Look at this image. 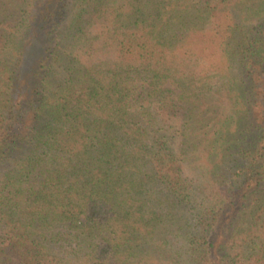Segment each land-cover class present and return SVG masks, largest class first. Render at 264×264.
<instances>
[{
    "label": "trees",
    "instance_id": "16d2710c",
    "mask_svg": "<svg viewBox=\"0 0 264 264\" xmlns=\"http://www.w3.org/2000/svg\"><path fill=\"white\" fill-rule=\"evenodd\" d=\"M0 264H264V0H0Z\"/></svg>",
    "mask_w": 264,
    "mask_h": 264
}]
</instances>
